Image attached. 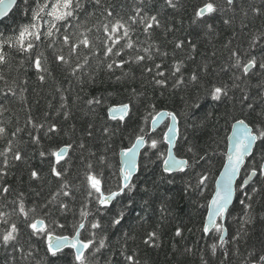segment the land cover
I'll return each instance as SVG.
<instances>
[{
  "label": "trees",
  "instance_id": "16d2710c",
  "mask_svg": "<svg viewBox=\"0 0 264 264\" xmlns=\"http://www.w3.org/2000/svg\"><path fill=\"white\" fill-rule=\"evenodd\" d=\"M38 2L42 0H20L0 22V38L17 35L32 23ZM205 2L174 0L173 8L166 0H80L81 8L67 30L77 36L87 31L98 55L83 48L70 55L59 39L50 47L47 38L37 42L32 54L5 48L8 62L0 65L7 81L0 80V127L6 129L0 136V212H12L10 222L17 224L19 235L15 247L0 244V264H75L72 249L51 256L46 236L33 234L28 226L35 219H43L49 232L58 236L74 235L83 222L81 238L94 241L86 252L89 264H132L127 256L137 264H264V174L259 173L264 141L258 142L242 177L253 166L258 174L247 188L239 184L227 214V241L221 246L220 233L214 230L207 236L203 231L234 122L245 120L255 130L264 129V69L244 76L234 67L233 57V52L244 61L245 53L258 59L264 56V0H234L232 5L212 0L218 11L206 22L196 20L195 13ZM137 9L141 16H157L160 27L148 35L142 23L131 24L129 18L136 16ZM115 19L131 24L134 48L124 49L121 56H105L103 26ZM41 52L43 72L34 66ZM57 54L70 63H59ZM136 56L145 59L138 62ZM113 60L131 63L109 70L107 64ZM77 64L83 67L73 75ZM215 87L226 88L227 94L214 100L210 93ZM120 104L130 105L128 118L111 120L109 109ZM162 111L179 118L176 153L191 167L174 174L163 171L167 146L162 127L148 137L131 189L101 207L86 174H95L105 193L119 190L121 151L136 137L147 135L153 118ZM152 139L158 142L155 149L150 146ZM65 147L68 155L57 163L53 153ZM17 152L20 160L14 159ZM53 168L63 175H54ZM202 176L207 179L200 184ZM65 183L68 188L62 189ZM64 190L70 195L64 196ZM21 201L27 209H36L28 218L13 211ZM82 211L87 215L82 217ZM117 219L119 224L114 222ZM94 222L100 227L92 229ZM153 232L156 238L149 240ZM101 240L104 247L96 252Z\"/></svg>",
  "mask_w": 264,
  "mask_h": 264
},
{
  "label": "snow or ice",
  "instance_id": "6c2138e0",
  "mask_svg": "<svg viewBox=\"0 0 264 264\" xmlns=\"http://www.w3.org/2000/svg\"><path fill=\"white\" fill-rule=\"evenodd\" d=\"M99 3V0H96ZM16 3V0H0V16H5L8 14L9 9ZM166 3L175 8L176 4L174 0H166ZM229 5L234 3V0H227ZM81 8L80 0H42V2H38L36 9L32 14V23L23 27L17 35L7 36L0 38V65H5L8 62V53L5 51V48L15 49L16 51L22 54H32L33 49L37 47V42H42L43 39L47 38L49 41V46H54L57 39L60 40L61 44L69 49L70 55H78V50L88 49L89 51H93V55H98L97 52L93 50V41L90 39L88 32H81L79 35H75V33L69 32L67 29L71 27L68 23L70 19L75 18L76 12ZM141 9H137L136 16L130 17L129 20L131 24L142 23L143 30L145 34L150 35V30L154 27H160V21L155 15H144L141 16ZM218 11V6L212 2V0H206L203 6L199 7L195 13L196 20L205 21V18H211ZM107 15L111 17L113 13L111 11L107 12ZM137 17L139 20H137ZM206 22V21H205ZM228 21H225L227 23ZM44 24H47V28L45 30ZM131 24L123 21L122 19H115L109 21V23L104 24L103 31L105 33V46H104V55L105 56H121L123 55L124 49H133L134 42L131 39ZM211 28V24L207 25ZM61 29H64L63 34L61 35ZM3 34H0L2 37ZM75 36V39H74ZM124 43H121V41ZM257 41H253V44L250 47L255 46ZM119 45V47H116ZM182 44H178L177 47H181ZM147 52L148 49H145ZM62 52V49H61ZM247 60L244 61L241 59L240 55L236 52H233V57H235L234 67L241 69L244 76L249 75V73L254 69H264V56H261L259 59L257 56L248 55ZM151 57H149L150 59ZM44 54L41 52L34 58V66L39 72L46 71L43 67ZM55 59L62 64L70 63L69 59L63 54H57ZM136 61H143L145 59L144 56H136ZM88 58L85 57L84 63L87 64ZM126 63H131L130 60H121L112 62L107 64V68L109 70L113 69L115 65L117 68L123 69ZM83 65L77 64L73 69V75L76 74V71L79 68H82ZM157 68L160 66L157 65ZM176 72L180 71V66L176 65ZM151 71V69H149ZM157 75H163L162 72H158ZM40 80H44V76L41 75ZM193 80H196V76L192 77ZM0 80H4L7 83L3 72H0ZM182 82V81H181ZM158 84H163L164 81H157ZM11 91V88H9ZM7 94V93H5ZM15 94L14 92L12 93ZM212 98L214 100H219L222 95H226V88L215 87L211 93ZM89 103H93V101H89ZM95 103H99V101H95ZM129 105L124 104L119 108H112L110 112L113 115V118L119 116V119L123 120L124 116L129 111ZM165 115L171 116L173 121H176L175 115L171 113H160L157 117L152 120V127L155 130V127L158 121L164 117ZM51 130H55L54 128ZM169 133L175 132V125L168 129ZM6 132L4 127H0V136H3ZM232 142V147L229 150L228 154V163L225 168L224 173V181L222 184L218 185V190L211 200L209 205V213L207 218V223L205 224L203 231L205 233H209L210 230L214 229L216 232L220 233V245L222 246L225 243L224 233L226 229H224L222 224L217 223L218 219H222L225 216V213L228 210V205L232 200L233 196V178L240 171L241 166L245 163L246 157L252 154V148L256 141L262 140L264 141V129L255 130L254 128L248 127L245 124L244 120H238L237 123L233 126V135L230 138ZM165 142L169 145L167 150V158L164 160V171L171 173L173 170L185 171L190 168L191 165L189 161L186 159H177V157L173 154V147H175L174 136L173 135H165ZM147 141L144 138V135H140L136 138L135 142L126 150L121 153L122 155V163L123 167L121 168L122 175V185L119 187L117 191H111L109 194H105L102 191V182L95 175L88 173L86 174V180L91 189H93L96 193H99V203L105 207H107L111 201H113L117 196L121 195L124 189H131V180L133 172L137 169V154L138 150L142 145H145ZM157 140H151V148L155 149L157 147ZM7 151H12L11 143H9ZM68 148H61L59 151L53 153L56 158V162L59 163L66 155ZM191 151V149H189ZM43 155V153H42ZM14 159L20 160V154L17 152L14 154ZM91 168V165H89ZM54 175L60 177L63 175L61 171H57L56 168L52 169ZM259 173L264 174V163L259 166ZM258 174L257 168L253 166L251 170V176H256ZM32 176L34 178H38V173L33 171ZM207 179L206 176H202L199 180L200 184H203ZM68 185L65 183L62 185V189H67ZM3 192L7 193L8 189L3 188ZM56 195H60L57 193ZM64 196L70 195V193L66 190L63 191ZM91 195V193H90ZM55 199V197H54ZM62 207H67V205H62ZM13 211H18L20 215L28 218L30 213H34L36 211L35 208L27 209L24 203L21 201L16 209ZM12 212L2 211L0 212V225H4L2 229H0V244L7 247L12 245L15 247L19 229L15 222H10ZM87 213L81 212V216H86ZM119 224L120 220L117 219L114 221ZM246 222H250V217H246ZM28 226L32 229L33 234H41L43 233L47 238V251L51 254L52 257H57L58 253H61L62 249L66 247H70L75 250L74 259L75 264H89L88 256L85 254L86 251L92 246L94 243L93 240H88L87 242L79 239L80 231L79 229H83L85 224L81 222L78 225V229L75 232V236L70 238L68 236H54L48 230V225L43 219H35L30 220ZM100 225L98 222H94L91 224L92 229L99 228ZM180 230H177L176 235L179 236ZM156 238V234L150 233L149 240H154ZM147 242V241H146ZM104 247V241L101 240L98 247L95 249L96 252L100 250V248ZM217 245H212V250L215 252ZM23 252V249H20ZM127 260L131 261L132 264H137L132 256H127Z\"/></svg>",
  "mask_w": 264,
  "mask_h": 264
},
{
  "label": "water",
  "instance_id": "95a60500",
  "mask_svg": "<svg viewBox=\"0 0 264 264\" xmlns=\"http://www.w3.org/2000/svg\"><path fill=\"white\" fill-rule=\"evenodd\" d=\"M19 1H20V0H16V3H15V4L9 9L7 15H5V16H0V22L3 21L4 19H6V18H7V17H8L13 11H14V9L16 8V6H17V4H18ZM119 107H120V106H113V107H111L110 109H112V108H119ZM110 109H109V111H108V114H109L110 118L113 119V120H121V119H119V116H118V115L116 116V118H113V115H112V113L110 112ZM129 113H130V107H129V111H128V113L124 116V119H123V120H126V119L128 118ZM160 113H165V114H167L168 112H167V111H162V112H160ZM160 113H158L157 116H158ZM157 116H156V117H157ZM168 119L171 120L170 127H172L173 125H175V132H174V133H169V131L166 133V135H173V136H174L175 147H173L172 151H173V154L175 155V148H176V143H177V140H178V134H179V124H178L177 118H176V121H173L172 118H171V116L165 115L164 117H162V118L158 121V123H157V125H156V127H155V130H153L152 123H151V133H152V134L156 133V132L161 128V126H162V125H163ZM245 124H246V123H245ZM246 125H247V124H246ZM248 127H249V126H248ZM250 128H251V127H250ZM232 135H233V129H232L231 135L229 136L228 154H229V150H230L231 147H232V142H231V139H230V138L232 137ZM144 138H145V140L147 141L146 136H145ZM257 142H258V141H256V142L254 143V145H253V148H252V154H253L254 149H255V147H256V145H257ZM166 144H167V143H166ZM167 145H168V144H167ZM168 147H169V145H168ZM145 148H146V144H145V145H142V146L140 147V149L138 150V154H137V169L133 172L132 179H133V178L138 174V172H139L141 155H142L143 151L145 150ZM68 152H69V148H68V151H67V155H68ZM252 154H251V155H252ZM67 155H66V156H67ZM251 155H250V156H251ZM66 156H65L64 158H66ZM250 156L246 157L245 163L241 166L240 171H239V172L236 174V176L233 178V183H232L233 196H232V200H231V202H230L229 205H228V210H227V212L225 213L224 218L221 219L223 224H225V220H226L227 213L229 212L230 208L232 207V205L234 204V201H235V197H236V184H237V181L239 180V178H240V176H241V172H242L243 168L245 167V164L247 163V158H249ZM64 158H63V159H64ZM63 159H62V160H63ZM122 159H123V158H122V155H121V162H122ZM227 163H228V155H227V162H226V164H225L223 170L221 171V173H220V175H219V177H218V179H217V181H216V184H215V188H216V190H215V194H216V192H217V190H218V185H219V184H222L223 181H224V173H225V168H226ZM122 165H123V163H122ZM164 167H165V166H164ZM174 172H179V171H178V170H173L171 173H174ZM168 173H169V172H168ZM254 178H255V176H251V178H249V179L245 182V185H248V184H249ZM131 181H132V180H131ZM215 194L213 195L212 199L214 198ZM212 199H211V200H212ZM114 200H115V199H114ZM114 200H113V201H114ZM113 201H111L110 204H112ZM210 202H211V201H210ZM209 205H210V204H209ZM208 213H209V207H208ZM208 213H207V217H206L205 224L207 223ZM219 220H220V219L217 220V223L219 222ZM83 229H84V228H83ZM213 230H214V229L210 230V232H209V233H206V234H207V235H210V234L213 232ZM79 231H80V237H79V239L82 240V239H81V231H82V229H79ZM68 237H69V236H68ZM226 237H227V230H226V232L224 233V240L226 239ZM70 238H72V237H70ZM66 249H71V248H70V247H66V248L62 249V251L66 250ZM72 250H73L74 253H75V250H74V249H72ZM62 251H61V252H62ZM87 251H88V250H87ZM87 251H86V252H87ZM85 254H86V253H85Z\"/></svg>",
  "mask_w": 264,
  "mask_h": 264
},
{
  "label": "bare ground",
  "instance_id": "6f19581e",
  "mask_svg": "<svg viewBox=\"0 0 264 264\" xmlns=\"http://www.w3.org/2000/svg\"><path fill=\"white\" fill-rule=\"evenodd\" d=\"M121 105H124V104H120V105H116V106H121ZM129 105V104H128ZM130 106V105H129ZM130 110H131V107H130ZM168 112V111H167ZM168 113H171V112H168ZM171 114H173V115H175V117L177 118V121H178V124H179V134H178V140H179V136H180V122H179V118L177 117V115L176 114H174V113H171ZM109 115V114H108ZM157 116V115H156ZM155 116V117H156ZM154 117V118H155ZM109 118H110V116H109ZM153 118V119H154ZM111 119V118H110ZM111 120H113V119H111ZM121 121H125V120H121ZM245 121V120H244ZM170 123H171V120L170 119H168L162 126H161V128L162 127H165V131L163 132V140H164V137H165V135H166V133L168 132V129L170 128ZM237 123V121L236 122H234V124H233V126L235 125ZM245 123L249 126V127H251V128H253L252 126H250L246 121H245ZM233 126H232V128H231V131H230V134H229V136L231 135V132H232V129H233ZM160 128V129H161ZM159 129V130H160ZM158 130V131H159ZM157 131V132H158ZM156 132V133H157ZM155 134V133H154ZM154 134H152L151 133V129H150V132L147 134V135H145L146 136V138H147V143H146V146L148 145V143H149V141H148V137L150 136V135H154ZM144 136V137H145ZM229 136H228V145H229ZM137 138V137H136ZM136 140V139H135ZM178 140H177V143H178ZM260 140H258V142H259ZM135 142V141H134ZM133 142V143H134ZM258 142H257V144H258ZM164 143L166 144V142H165V140H164ZM177 143H176V148H175V156L177 157V159H185V158H182V157H179L178 155H177V153H176V149H177ZM228 145H227V154H226V161H225V164H226V162H227V155H228ZM166 146H167V150H168V145L166 144ZM257 146V145H256ZM68 148V147H67ZM256 148V147H255ZM127 149H123L122 151H121V153L123 152V151H126ZM254 151H255V149H254ZM121 153H120V157H119V163H120V168H119V173H120V178H121V185H122V175H121V168L123 167V165H122V162H121ZM254 153V152H253ZM253 155V154H252ZM252 155L249 157V158H247V162H248V160L252 157ZM67 157V156H66ZM167 158V153H166V156H165V159ZM65 159V158H64ZM164 159V160H165ZM187 160V159H186ZM263 163H264V161H263ZM225 164H224V166H225ZM224 166H223V168H224ZM246 166H247V163L245 164V167L243 168V170H242V172H241V176H240V178H239V180L237 181V184H236V195H237V190H238V186H239V184L240 185H242V187L243 188H247L249 185H251L252 184V182H253V180L255 179H253L248 185H245V182L249 179V177H250V175H251V173L249 174V175H247L246 177H242V175H243V171H244V169L246 168ZM223 168H222V170H223ZM162 169H163V171H164V162H163V165H162ZM187 170V169H186ZM185 170V171H186ZM221 170V171H222ZM221 171H220V173H221ZM165 172V171H164ZM179 172H181V171H179ZM179 172H174V173H179ZM184 172V171H183ZM139 173V172H138ZM165 173H168V172H165ZM174 173H168V174H174ZM220 173H219V175H220ZM138 175V174H137ZM136 175V176H137ZM219 175H218V177H219ZM135 176V177H136ZM134 177V178H135ZM218 177H217V179H218ZM256 177V176H255ZM134 178L132 179V181H131V184H132V182H133V180H134ZM217 179H216V181H217ZM216 181H215V184H216ZM101 187H102V185H101ZM125 190H127V188L126 189H124V191ZM215 190H216V188H215V185H214V192H213V195L215 194ZM102 191H103V189H102ZM123 191V192H124ZM105 193V192H104ZM106 195L107 194H109V193H105ZM123 194V193H122ZM121 194V195H122ZM98 195H99V193H98ZM213 195H212V197H213ZM120 196V195H119ZM119 196H117L116 198H115V200L119 197ZM212 197H211V199H212ZM114 200V201H115ZM235 200H236V197H235ZM113 201V202H114ZM211 201V200H210ZM235 202V201H234ZM209 204H210V202H209ZM99 205L101 206V207H105V206H103V205H101L100 203H99ZM109 205H111V204H109ZM108 205V206H109ZM233 206V205H232ZM209 207V206H208ZM207 213H208V211H207ZM228 214V213H227ZM207 217V216H206ZM226 218H227V216H226ZM206 221V220H205ZM219 224H222L223 225V227H224V229H225V225L226 224H223L222 223V220L220 219L219 220V222H218ZM225 223H226V220H225ZM83 230V229H82ZM214 231V230H213ZM81 233H82V231H81ZM207 235V234H206ZM54 236H58V235H54ZM64 236H69V237H74L75 236V234L74 235H64ZM208 236V235H207ZM82 239V238H81ZM82 241H83V239H82ZM227 241V237H226V239H225V242Z\"/></svg>",
  "mask_w": 264,
  "mask_h": 264
}]
</instances>
